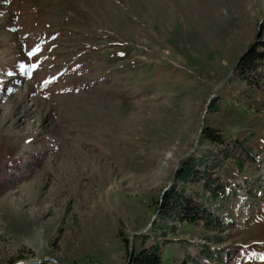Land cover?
Here are the masks:
<instances>
[{
  "label": "rangeland",
  "instance_id": "obj_1",
  "mask_svg": "<svg viewBox=\"0 0 264 264\" xmlns=\"http://www.w3.org/2000/svg\"><path fill=\"white\" fill-rule=\"evenodd\" d=\"M261 39L264 0H0V264H124L122 238L155 214L205 101ZM214 99L204 125L255 161L213 159L217 200L185 185L213 229L157 213L134 253L158 242L163 264H264V93L231 73Z\"/></svg>",
  "mask_w": 264,
  "mask_h": 264
},
{
  "label": "trees",
  "instance_id": "obj_2",
  "mask_svg": "<svg viewBox=\"0 0 264 264\" xmlns=\"http://www.w3.org/2000/svg\"><path fill=\"white\" fill-rule=\"evenodd\" d=\"M237 80L241 81L248 90L264 93V39L252 42L237 59L235 69L231 72ZM215 99L209 102L207 111H216ZM205 140L216 147L210 154L204 152V156L197 158L188 156L183 159L177 170L170 187L163 193L157 202L158 215L162 220L189 222L195 225L213 229L219 222L216 215L199 196L196 198L192 193H187L185 185L201 181L207 196L213 200L222 198L225 192L224 183L217 177H213L212 170L216 168L215 158L235 159L239 166L242 160L255 161L256 157L244 142L232 137H226L217 129L204 125L197 143ZM207 156L211 158L206 166L200 169L197 165L203 163ZM205 157V158H204ZM240 159V161H239ZM202 165V164H201ZM11 170H8L9 172ZM7 178V176H5ZM4 176L0 180L5 179ZM1 188H7L0 183ZM217 209H215L216 211ZM156 224L153 221L154 225ZM159 226L158 224L156 225ZM121 234V233H119ZM127 245V237L122 238ZM200 261V260H199ZM129 264H163L161 250L158 242L142 247L138 252L132 253ZM198 264H201L200 262Z\"/></svg>",
  "mask_w": 264,
  "mask_h": 264
},
{
  "label": "water",
  "instance_id": "obj_3",
  "mask_svg": "<svg viewBox=\"0 0 264 264\" xmlns=\"http://www.w3.org/2000/svg\"><path fill=\"white\" fill-rule=\"evenodd\" d=\"M236 64H237V61L235 62V64L231 67V69L229 70V72L225 75V77L218 83V85L214 88V90L211 92V94L209 95V97L207 98V100L205 101L204 105H203V110H202V113H201V120H200V125L197 129V134H196V137H195V140H194V143H193V146L191 149H189L184 155H183V158L182 159H185L189 154H191L192 152L195 151L196 147H197V142L199 140V137H200V134H201V131H202V128L204 126V116L207 112V108H208V105H209V102L211 101V99H213L215 96H216V91L219 89V87H221L224 83V81L227 79V77L231 74V72L235 69L236 67ZM179 167V163L176 164L175 168L173 169V173L167 183V185L162 189L161 193H160V197H159V200H161V197L163 195V193L170 187V185L173 183L174 181V177H175V171L177 170V168ZM158 213V209H156L155 211V214L151 217L150 221L148 222V224L142 229V230H137V231H132L129 233L127 239H128V245H127V258H126V261L124 264H129V261H130V257L133 253V245H132V240H133V237L134 236H137V235H140V234H143L144 232L148 231L149 227L152 226V223L154 221V218H155V215ZM43 261H51V262H54L56 264H59L57 263L56 259L53 258V257H43V258H40V259H36V260H29V261H26V262H19V263H16V264H37V263H41Z\"/></svg>",
  "mask_w": 264,
  "mask_h": 264
}]
</instances>
